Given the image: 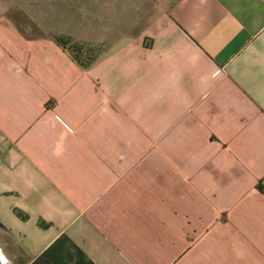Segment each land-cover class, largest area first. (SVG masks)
<instances>
[{"label":"crops","instance_id":"1","mask_svg":"<svg viewBox=\"0 0 264 264\" xmlns=\"http://www.w3.org/2000/svg\"><path fill=\"white\" fill-rule=\"evenodd\" d=\"M15 4L0 0L6 264H264V0H96L79 31L20 24ZM76 34L99 49L87 67L55 40Z\"/></svg>","mask_w":264,"mask_h":264},{"label":"rangeland","instance_id":"2","mask_svg":"<svg viewBox=\"0 0 264 264\" xmlns=\"http://www.w3.org/2000/svg\"><path fill=\"white\" fill-rule=\"evenodd\" d=\"M16 2V8H20L21 10L27 11L28 15L19 14L18 11H12V18L20 23L25 24L26 21H33L46 25L54 19L55 26L58 28H67V29H75V31H79L81 29L90 30L93 28V24L95 23V13L97 9L96 0H13ZM53 9L55 11V15H47L45 12L46 8ZM81 12H80V11ZM14 12V13H13ZM85 21H82V20ZM86 22V23H85ZM84 32V30H83ZM56 39H62L67 42H71L69 49L79 50L80 56L82 58L86 57L88 59H93L95 55L99 52L94 45L90 46L89 44H84L78 42V36H69V35H56ZM84 45L80 47V45ZM75 46V47H72Z\"/></svg>","mask_w":264,"mask_h":264},{"label":"trees","instance_id":"3","mask_svg":"<svg viewBox=\"0 0 264 264\" xmlns=\"http://www.w3.org/2000/svg\"><path fill=\"white\" fill-rule=\"evenodd\" d=\"M56 40V42H58L59 44H61V45H63V46H66V45H68L69 44V46H70V43L69 42H67V41H65V40H60V39H55ZM78 45H80V47H83L84 45H82V44H78ZM72 47H75V46H72ZM71 50V49H70ZM73 54H72V57L74 58V60H76L78 63H80V65L81 66H83V67H87V66H89L90 64H91V62L93 61V59H88V58H82V56H80V52H79V50H73V51H71Z\"/></svg>","mask_w":264,"mask_h":264},{"label":"water","instance_id":"4","mask_svg":"<svg viewBox=\"0 0 264 264\" xmlns=\"http://www.w3.org/2000/svg\"><path fill=\"white\" fill-rule=\"evenodd\" d=\"M0 257H2L1 255H0ZM1 261V264H6V262H5V259L2 257V259H0Z\"/></svg>","mask_w":264,"mask_h":264},{"label":"snow or ice","instance_id":"5","mask_svg":"<svg viewBox=\"0 0 264 264\" xmlns=\"http://www.w3.org/2000/svg\"><path fill=\"white\" fill-rule=\"evenodd\" d=\"M0 259H2V257H0Z\"/></svg>","mask_w":264,"mask_h":264}]
</instances>
